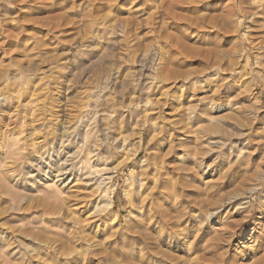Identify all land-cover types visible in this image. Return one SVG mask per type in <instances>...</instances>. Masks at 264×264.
Wrapping results in <instances>:
<instances>
[{"label": "rangeland", "instance_id": "obj_1", "mask_svg": "<svg viewBox=\"0 0 264 264\" xmlns=\"http://www.w3.org/2000/svg\"><path fill=\"white\" fill-rule=\"evenodd\" d=\"M0 264H264V0H0Z\"/></svg>", "mask_w": 264, "mask_h": 264}, {"label": "bare ground", "instance_id": "obj_2", "mask_svg": "<svg viewBox=\"0 0 264 264\" xmlns=\"http://www.w3.org/2000/svg\"><path fill=\"white\" fill-rule=\"evenodd\" d=\"M227 6L231 7L230 9H234L233 8V3L227 4ZM160 71H161V75L163 77V74L162 73H163L164 70L161 69ZM163 78L165 79V76ZM159 92H161V91H159ZM160 102H161V100H160ZM156 103L159 104V101H157ZM171 131H172V127H169V125H168V127H166V125H164V124L163 125H160L159 131L157 130L156 133L153 134L154 135L153 138L154 137L156 138V142H155V145L156 146L154 147V150H153V153H152L153 154L152 155V159L139 172V177H140V180H141V185H140V191H141L140 192L141 193L140 194V200H141V203L142 204H141V210H140V214H141L140 217H141V219H139L137 222H138V225L140 224V226L143 227V228H145L147 224H150V223L154 222L155 212L157 211V210L155 211V209H156L155 205L158 202L157 200H159L158 199L159 198V192H160V190H162V186H163V184L165 182L164 179L168 175V167L166 166L168 163H167V157L166 156L167 155H170L171 152H175V149L177 148L176 144H174L173 142L170 141L169 151H167L165 154H163L161 152V147H159L160 145L163 144L164 140H168L169 141L168 136H171V134H172ZM180 144H182V143H180ZM150 149H151V147H150ZM174 155L176 156V154H174ZM65 169L66 168L63 165L61 167L58 166V169L57 170L62 175H64V173L67 172V171H65ZM166 184H168V183H166ZM164 186H166V185H164ZM165 191H167V190H165ZM162 192H163V190H162ZM157 205H158V203H157ZM138 233L141 234L142 231L140 230V231H138Z\"/></svg>", "mask_w": 264, "mask_h": 264}]
</instances>
